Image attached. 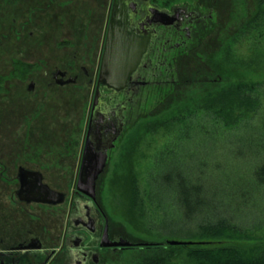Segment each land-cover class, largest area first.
<instances>
[{"label": "rangeland", "instance_id": "1", "mask_svg": "<svg viewBox=\"0 0 264 264\" xmlns=\"http://www.w3.org/2000/svg\"><path fill=\"white\" fill-rule=\"evenodd\" d=\"M74 1L0 0V85L10 86L5 89L12 91L11 94L9 92L0 95V118L9 119L16 116L14 110L18 111L16 102L12 100L17 81L11 78L10 74L20 77L34 69L47 70L79 63L73 60L72 52L78 49L82 53L85 45L83 37L91 38L93 40L91 43L97 37L100 41L105 14L104 7H100L101 1L96 0L95 3L98 5L96 9L84 6L85 10L81 11L85 18L80 22L81 39L75 40V48L69 49L70 46L59 44L63 36H69L65 32L68 29L62 26L60 14L69 8L76 9L73 5ZM262 1L264 0H216L215 27L205 34L188 55L180 58L172 87L156 92L153 100L145 106L142 121L145 122L147 131H142L135 142V150L131 157L132 171L129 173L137 179L142 190L147 176L156 166L158 152H163L168 144L178 141L183 135L182 130L186 126L177 119L181 116L189 117L193 125H196L186 139L177 143L173 153L175 157L184 155L185 167L190 171L191 180L188 177L186 180L188 179L189 184L175 182L172 185L175 193L173 199L176 202L168 205L176 219L168 222L166 232L157 225H153L154 229L150 232L134 229L135 226L130 223L124 211L125 205L114 198L113 181L117 176L126 174L121 166L120 153L111 159L107 170L100 177L97 189L99 204L108 215L115 233L132 244L166 243L170 240L191 241L185 238V234L195 230L191 221L196 219L199 223L209 218L228 219L239 228L264 240V192L251 194L249 188L245 187L251 180L250 170L254 156L246 151L250 150L247 145L252 138L237 137L243 132L235 135L239 130L237 128L230 133L221 121L215 124L216 118L213 114L200 110L198 103L211 92L221 91L237 80L264 81V15L260 20L251 22L259 9L264 11ZM84 4L86 5V2ZM93 13L96 15L95 19L94 16L91 17ZM89 22H93V25ZM218 62L224 64L226 73L219 71L218 73L215 70ZM90 64L94 65L96 61ZM23 80H26L25 77ZM28 83L29 81L23 85L26 86ZM18 90L21 94L23 89ZM60 94L62 91L50 90V96L54 99L49 100L46 110L40 112L44 121L40 128L44 127L49 137L43 140L35 139L34 143L48 142L50 147L48 149L57 148L61 141L57 138L64 132L67 144L76 143L75 148H79L89 94L73 87L66 90L64 98H60ZM25 100L28 105V100ZM29 110L30 112L26 108H20L22 116L30 117L38 112L33 106H30ZM170 121L172 124L168 128L165 123H171ZM246 121L241 117L239 125ZM248 121L251 125L248 132H251V129L255 131L251 132L252 136L259 140L257 120L248 119ZM137 130L136 134L140 133ZM46 134L44 135L47 136ZM228 135L235 136L228 137ZM15 146L11 138L0 139V152ZM76 158L77 156L67 157L68 169H70L69 165H75ZM258 159L260 160L259 157ZM179 161L174 159L173 164L170 161L169 166L158 169L160 172L158 181L164 185L165 190L170 189L171 186L166 183L165 174L174 181L183 173L186 174L180 169ZM74 176V167H72V170L66 172L68 192L71 191ZM243 194L248 198L247 200L240 199ZM181 198H188L186 207L179 203ZM199 200L205 203L202 209L197 206ZM196 208L197 211L199 210L198 213L194 211ZM185 216L186 221L190 218L191 223L182 222ZM220 245L247 247L252 246L253 243L224 241L214 244V246ZM183 249L165 264H194L187 257L186 247ZM119 256L128 259L126 263H129L132 255L129 251L114 254L117 260H120Z\"/></svg>", "mask_w": 264, "mask_h": 264}, {"label": "flooded vegetation", "instance_id": "2", "mask_svg": "<svg viewBox=\"0 0 264 264\" xmlns=\"http://www.w3.org/2000/svg\"><path fill=\"white\" fill-rule=\"evenodd\" d=\"M83 1L75 0L76 9L72 6L73 9L60 14L69 36H63L59 44L70 46L69 49H74L75 40L81 39L84 6L98 7L96 0ZM100 1L105 14L102 35L100 41L97 37L93 43L91 38L83 37L82 53L78 49L72 52L73 60L80 64L34 69L20 76L22 78L10 74L17 81L12 100L18 111L14 110L16 116L9 119L0 118V139L11 138L16 144L15 148L0 152V264H128V259L119 256L117 260L114 254L128 251L131 254L132 249L141 248L138 244L132 247L103 245L130 241L113 230L99 204L98 182L117 153L126 171L123 159L134 152L135 142L145 131L142 119L146 104L153 100L156 92L172 87L180 58L188 55L215 27L217 3L216 0ZM117 9L122 10L120 16L132 36L141 43L147 42L141 64L120 91L99 83L100 65ZM92 61L96 64L91 65ZM27 81L29 83L23 85ZM8 87L0 85V95L8 94ZM72 87L89 94L79 148H75L76 143L67 144L64 132L57 138L61 140L57 148L48 149V142L35 144V139L49 137L44 127L40 128L44 123L40 112L54 99L50 90L62 91L59 96L64 98L66 90ZM20 88L24 90L21 94ZM30 106L38 110L36 115L22 116L20 108L30 112ZM136 130L140 133L136 134ZM87 144L88 152L92 147L98 154H107L103 173L96 181L95 199L77 188L81 171L87 169L84 162ZM72 156H77L75 165H69L68 169L67 157ZM72 167L75 176L68 192L66 172ZM41 184L64 194V199L59 201V195L48 194ZM42 199L49 202L40 201Z\"/></svg>", "mask_w": 264, "mask_h": 264}, {"label": "trees", "instance_id": "3", "mask_svg": "<svg viewBox=\"0 0 264 264\" xmlns=\"http://www.w3.org/2000/svg\"><path fill=\"white\" fill-rule=\"evenodd\" d=\"M262 2L264 4V1ZM262 15H264V11L259 9L251 22L257 21L258 19L260 20ZM217 65L215 68L217 72H227L224 68V64L218 62ZM198 103L200 105V110L208 112L210 115L213 114L216 118L215 124L221 121L228 132L231 133V131L237 130V128H239V130L235 135L243 132V134H239L237 137L244 136L252 138L247 145V148L250 150L246 151V153H251L254 159L250 170L251 180L245 187L249 188L251 194H256L261 191L264 192V81L243 82L242 80H237V82L235 81L227 85L226 88L221 91L211 92ZM241 117L247 121L239 125ZM248 119L257 120L260 136L259 140L252 136L255 131L251 129L253 133L248 132L251 127L248 123ZM190 120L192 119L183 116L177 119L178 122H183L186 126L182 130L183 135L178 141L168 144L163 152H158L156 156V166L147 176L143 190L142 187L138 185L137 179L129 174L132 171L131 157L133 156V152H131V155L124 157L123 161L127 165V168H125L126 174L120 177L117 176V178L114 179L112 190H114V198L118 199L119 203L125 205L124 211L127 218L130 219V223L135 226L134 229L150 232L154 229L153 225H157V227L165 231L168 227V222L173 221L174 218L176 219L168 205L175 204L176 202V200L173 199L175 193L172 190V185L175 184V182L181 184L186 182V184H189L188 179L191 180V178L189 177V169L185 167L184 155L181 157L176 155L175 157L173 153L177 143L180 140L186 139L190 131H194L193 128H195L196 125H193V121ZM171 124L172 122H167L165 126L169 128ZM144 128V130L147 131L146 124ZM235 135H228V137ZM174 159H176V161L180 160V169L184 170L187 175L183 173L184 177H181L183 176L181 175L174 181L169 178V175L165 174L164 179H167L166 183L171 185L169 186L170 189L165 190L164 185L158 181L160 174L158 169L163 168V166L165 167L170 161L173 164ZM186 178L188 179L186 180ZM242 198L248 199L244 194L240 197V199ZM179 201L180 204H184L183 207H186L185 205L188 204V198H181ZM204 205L205 203L201 200L197 203V206H199L198 208L201 209L204 208ZM198 208L194 210L195 213ZM198 212L199 210L197 213ZM183 220V223L189 224L190 222V218L186 221V216ZM191 222L195 230L193 232L191 230L189 233L185 234V238L191 240L186 241L188 244L170 246L167 243H154L151 247L134 249L130 254L132 256H130L128 264H165L166 261L173 259L177 253L184 250L183 247H186L185 252L187 257L194 264H264V240L253 236V233L239 228L228 219L213 220L209 218L199 223L196 219H193ZM224 241L248 242L253 243V245L247 247L246 245L214 246L217 242Z\"/></svg>", "mask_w": 264, "mask_h": 264}, {"label": "water", "instance_id": "4", "mask_svg": "<svg viewBox=\"0 0 264 264\" xmlns=\"http://www.w3.org/2000/svg\"><path fill=\"white\" fill-rule=\"evenodd\" d=\"M122 10H114V16L111 21L110 31L105 47V54L102 60L101 71L99 76V83L104 84L110 89L120 91L124 89L128 83L129 78L137 70L141 64V59L146 52L147 42L141 43L138 39L132 36L130 30H128L127 24L120 16ZM88 144L85 149L84 162L86 164V170L81 171L78 181V191L90 197L96 198V181L103 173L106 165L107 154L97 153L91 147V151L88 152ZM88 153V154H87ZM42 185V184H41ZM42 188L47 191L48 194L59 195L64 199V194H59L52 191L46 185H42ZM38 201V200H36ZM42 202H49V200H40ZM55 203V202H54ZM170 246H178L188 244L184 241L170 240L166 242ZM165 243V244H166ZM104 246H117V247H132L133 244L128 241H120L117 243L103 244ZM154 245L149 243L138 244L140 247H151Z\"/></svg>", "mask_w": 264, "mask_h": 264}]
</instances>
